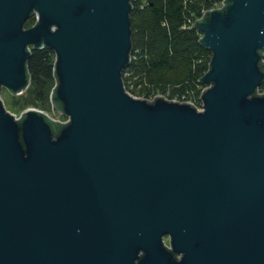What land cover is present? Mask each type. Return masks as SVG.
<instances>
[{
    "label": "water",
    "instance_id": "95a60500",
    "mask_svg": "<svg viewBox=\"0 0 264 264\" xmlns=\"http://www.w3.org/2000/svg\"><path fill=\"white\" fill-rule=\"evenodd\" d=\"M132 10L0 0V264H264V0L195 23L212 52L202 110L126 91ZM43 49L57 136L2 100L27 91Z\"/></svg>",
    "mask_w": 264,
    "mask_h": 264
},
{
    "label": "trees",
    "instance_id": "16d2710c",
    "mask_svg": "<svg viewBox=\"0 0 264 264\" xmlns=\"http://www.w3.org/2000/svg\"><path fill=\"white\" fill-rule=\"evenodd\" d=\"M224 0H136L131 12L132 60L124 71L125 84L134 87V93L150 95L166 93L170 98L199 101L203 89L209 85L202 79L211 69L212 52L201 45L202 33L195 27L203 10ZM194 22V25H192ZM35 24L31 17L26 27ZM56 55L51 49L33 50L27 63L30 86L19 97L18 107L30 105L52 106V92L56 86L54 70ZM126 74H128L126 76ZM259 90L264 92V83ZM10 92V91H9ZM10 94L14 97L16 95ZM57 108L61 105L57 103ZM63 118L66 116L63 115ZM47 122L55 129L49 115ZM21 121V120H20Z\"/></svg>",
    "mask_w": 264,
    "mask_h": 264
},
{
    "label": "built area",
    "instance_id": "2783aa9c",
    "mask_svg": "<svg viewBox=\"0 0 264 264\" xmlns=\"http://www.w3.org/2000/svg\"><path fill=\"white\" fill-rule=\"evenodd\" d=\"M136 1V0H132V3ZM223 5H224V1L220 2V3H217L215 4V6L211 7V8H208V9H205L203 10L202 12V15L200 17H198L196 19V22L199 21V20H202L206 14L209 12V11H212V10H215V9H221L223 8ZM192 25H194V22H192ZM131 60H132V56H131ZM263 63H264V58H263ZM128 74H126L127 76ZM125 89L126 91L133 97L135 98H139V99H144V100H149V101H154L157 97H164L165 99L167 100H171V101H178V102H185V103H190L192 104L196 109L198 110H202V101H201V94L203 93V91L206 89H203L201 94H200V100L199 101H194V100H184V98H179V97H174V98H170V95L169 94H166V93H161V92H156V93H153V94H150V95H146V94H139V93H134V87L133 85L129 84L126 85L125 84ZM260 93H264V92H261ZM60 123H67V120L65 122H61Z\"/></svg>",
    "mask_w": 264,
    "mask_h": 264
},
{
    "label": "rangeland",
    "instance_id": "374dc122",
    "mask_svg": "<svg viewBox=\"0 0 264 264\" xmlns=\"http://www.w3.org/2000/svg\"><path fill=\"white\" fill-rule=\"evenodd\" d=\"M20 96L14 97L10 94V92L7 89L4 88L2 90V100L4 102L6 109L12 114H14L17 118H19L21 114L26 110V109L25 110L20 109L18 107V100ZM28 108H36L44 112L45 114L49 115L54 120L60 119L61 122H65L67 120L66 118H63V115H59L54 112L53 106L50 101H48L44 106L38 107L35 105H30ZM165 241H166V244L169 245V238L166 237Z\"/></svg>",
    "mask_w": 264,
    "mask_h": 264
}]
</instances>
